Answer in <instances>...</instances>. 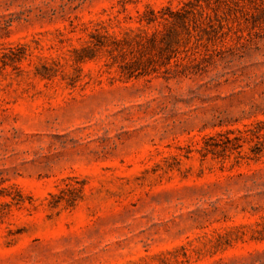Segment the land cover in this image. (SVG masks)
<instances>
[{
	"label": "rangeland",
	"instance_id": "obj_1",
	"mask_svg": "<svg viewBox=\"0 0 264 264\" xmlns=\"http://www.w3.org/2000/svg\"><path fill=\"white\" fill-rule=\"evenodd\" d=\"M247 127L264 0H0V264H264Z\"/></svg>",
	"mask_w": 264,
	"mask_h": 264
},
{
	"label": "trees",
	"instance_id": "obj_2",
	"mask_svg": "<svg viewBox=\"0 0 264 264\" xmlns=\"http://www.w3.org/2000/svg\"><path fill=\"white\" fill-rule=\"evenodd\" d=\"M14 59H17V58H11V60H13V61H14ZM240 133H242L243 135H241V136L237 135L233 138L227 137V139L225 141H222V142L216 141V139H215L214 144H212V145L214 147H220V146L229 147L232 145L233 147L238 148L241 146V140H243V139L257 138L260 140L261 138H264V130L261 128H258V130L253 131L250 127H247L243 132H240ZM253 151L256 155L261 154V153L264 154V144H262V141H258V143L255 145V148Z\"/></svg>",
	"mask_w": 264,
	"mask_h": 264
}]
</instances>
